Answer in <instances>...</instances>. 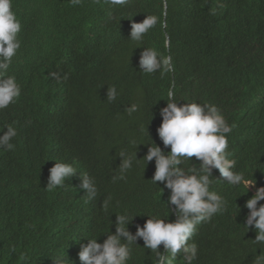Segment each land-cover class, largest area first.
<instances>
[{
    "label": "trees",
    "instance_id": "1",
    "mask_svg": "<svg viewBox=\"0 0 264 264\" xmlns=\"http://www.w3.org/2000/svg\"><path fill=\"white\" fill-rule=\"evenodd\" d=\"M13 10L22 23V43L8 74L16 76L22 92L0 111V131L12 122L18 131L14 150L0 147V264H55L57 257L81 264L80 245L90 237L103 243V233L115 232L116 214L125 210L137 215L128 225L133 234L146 213L168 214L174 221L163 201L170 190L150 181L154 160L134 163L126 180H112L120 150L137 151V159L147 153V144L134 148L129 140L170 151L156 129L172 86L177 100L184 99L179 105L211 103L221 109L234 125L227 136L235 170L264 186V0H128L117 6L106 0L75 6L70 0H13ZM146 15L159 22L136 44L128 39L131 24ZM144 47L171 55L175 71L140 72ZM55 71L67 79L57 83L50 76ZM112 85L119 95L110 103ZM132 103L140 109L129 116L124 108ZM54 160L72 163L78 172L64 188L48 192ZM199 163L195 157L188 162ZM79 172L96 181L98 196L88 203ZM213 181L210 190L223 195L228 207L197 226L193 264H253L264 250L253 241L254 226L244 225L249 211L244 205L255 189L228 185L216 169ZM137 244L129 264H154L155 253L142 248V238ZM173 264L185 261L178 255Z\"/></svg>",
    "mask_w": 264,
    "mask_h": 264
},
{
    "label": "clouds",
    "instance_id": "2",
    "mask_svg": "<svg viewBox=\"0 0 264 264\" xmlns=\"http://www.w3.org/2000/svg\"><path fill=\"white\" fill-rule=\"evenodd\" d=\"M70 3L75 6L81 4L82 0H70ZM106 3L111 6L126 5L128 0H106ZM158 22L159 18L155 15H146L142 22H133L128 39L142 44L145 35ZM21 32L22 23L13 10V0H0V111L15 104L21 96L22 89L16 76L8 74L13 58L21 48ZM163 47L170 48L167 34L163 38ZM139 68L146 75L159 72L163 76L175 71L172 56L164 55L152 47H144L140 54ZM50 76L57 83L67 79V74L62 76L59 71L50 72ZM118 95L115 85L108 86L106 99L110 103ZM166 96V106L160 109L162 123L156 131L164 148L170 147V151L162 150L155 142L138 143L131 139L129 144L134 148L147 144V153L143 159H137V151L120 150L117 156L121 158V163L113 170L112 180H126L134 163L138 165L143 160L147 164L154 160L155 172L150 181L154 185L161 182L164 188L170 190L167 201H163L167 209L172 211L174 221H168V214L146 213L144 216L148 219L143 226L137 225L133 234L128 225L137 215L127 210L116 214L115 232L103 233L107 237L103 243H98L96 237H90L86 238V244L80 245L78 258L81 264H129L133 259V246L138 245L139 238L144 242L142 248L155 253L154 264H173L178 255L183 257L185 264H193L199 250L198 244L192 241L197 226L211 222L213 217L223 214L228 207V201L223 195L210 190L214 182L213 169L218 170L220 177L232 187L243 185L247 192L250 186L255 189L244 205L249 210L244 225L248 230L254 226V243L264 245V204L259 203L264 201V186L256 187V180L247 179L243 172L235 170L237 162L231 158L227 136L234 125L228 124L221 109L215 104L188 101L179 105V101L184 99L177 100L174 86L168 88ZM139 109V104L132 103L124 111L131 116ZM14 125L15 122L5 124L3 131H0L3 133L0 135V147L8 151L15 149L12 140L18 135V131ZM143 131L142 128L141 132ZM147 134L149 135L148 130ZM192 157L200 161L198 166H189L188 162ZM54 161L45 187L48 192L64 188L66 180L78 172L72 163ZM79 175L80 188L85 190V203L95 200L98 196L95 178L86 172H79ZM110 202L111 197L103 201L104 211L108 210ZM161 245L163 252L160 251ZM54 261L55 264H65L63 257H57ZM253 264H264V250L255 256Z\"/></svg>",
    "mask_w": 264,
    "mask_h": 264
}]
</instances>
